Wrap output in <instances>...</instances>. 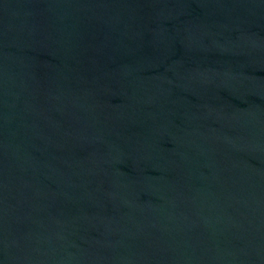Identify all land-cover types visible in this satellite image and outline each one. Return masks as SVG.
I'll list each match as a JSON object with an SVG mask.
<instances>
[{
  "label": "water",
  "instance_id": "95a60500",
  "mask_svg": "<svg viewBox=\"0 0 264 264\" xmlns=\"http://www.w3.org/2000/svg\"><path fill=\"white\" fill-rule=\"evenodd\" d=\"M0 264H264V0H0Z\"/></svg>",
  "mask_w": 264,
  "mask_h": 264
}]
</instances>
